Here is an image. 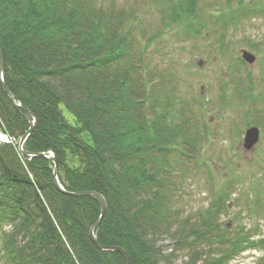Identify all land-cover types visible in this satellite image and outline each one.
Returning <instances> with one entry per match:
<instances>
[{
    "label": "trees",
    "instance_id": "trees-1",
    "mask_svg": "<svg viewBox=\"0 0 264 264\" xmlns=\"http://www.w3.org/2000/svg\"><path fill=\"white\" fill-rule=\"evenodd\" d=\"M191 2L164 6L161 18L175 23ZM136 13L99 0H0L3 81L37 120L22 146L33 155L23 156L27 113L0 86V131L10 139L0 143V264H126L89 239L97 202L59 192L53 163L36 153L56 157L67 192L103 196L100 245L125 250L131 264H163L158 238L176 218L171 154H180L177 146L191 152L197 141L184 118L175 121L174 89L147 70L149 57L143 62L150 41L140 44ZM211 215L180 232L219 248L228 237ZM219 261L207 255L205 264Z\"/></svg>",
    "mask_w": 264,
    "mask_h": 264
},
{
    "label": "rangeland",
    "instance_id": "rangeland-1",
    "mask_svg": "<svg viewBox=\"0 0 264 264\" xmlns=\"http://www.w3.org/2000/svg\"><path fill=\"white\" fill-rule=\"evenodd\" d=\"M99 1L136 9L140 44L150 41L143 62L149 57L147 70L174 89L175 121L184 118V131L197 141L189 143L193 151L177 146L180 154H171L176 218L158 238L163 264H205L207 255L218 264H264V0H192L175 23L161 12L177 0ZM242 50L255 61L245 62ZM63 113L74 123L64 107ZM250 127L259 139L247 151L242 143ZM209 210L229 238L219 248L180 232Z\"/></svg>",
    "mask_w": 264,
    "mask_h": 264
},
{
    "label": "water",
    "instance_id": "water-1",
    "mask_svg": "<svg viewBox=\"0 0 264 264\" xmlns=\"http://www.w3.org/2000/svg\"><path fill=\"white\" fill-rule=\"evenodd\" d=\"M242 58L248 62V63H253L255 60L254 55H252L250 52L243 50L242 51ZM0 86L1 88L6 92L8 98L11 100V103L15 106V107H20L22 109H24V111L27 114H24V117L28 123V130L26 131V133L20 138L19 143H18V148L21 151L23 156H28V155H33V154H29L26 151H23V143L25 142V140L27 139V137L31 134V132L33 131L35 125H36V118L33 114L29 113L27 108L24 107L20 102H16L15 98L13 97V95L10 93V91L7 89V87L5 86V83L3 81V74H2V51L0 49ZM258 137H259V133H258V129L256 127H250L248 129H246L245 134H244V138H243V143L242 146L245 150L247 151H251L253 146L255 145V143L258 141ZM34 155L37 156H42L45 159L51 161L54 165L53 167V185L54 187L61 193L63 194H69V195H73V196H84V195H88L90 196L93 200H95L99 206V217L98 219L90 226L89 231H88V235H89V239L91 240V242L99 249L104 250V251H117L119 253L122 254L126 264H131L130 263V258L128 256V254L126 253L125 250L119 248V247H115V246H103L100 245L95 237L94 234V229L95 227L100 223V221L102 220L105 212H106V202L103 198V196L95 191H78V192H67L61 185V183L59 182L58 179V171H57V167H58V163H57V159L56 157L52 154H46V153H36Z\"/></svg>",
    "mask_w": 264,
    "mask_h": 264
},
{
    "label": "bare ground",
    "instance_id": "bare-ground-1",
    "mask_svg": "<svg viewBox=\"0 0 264 264\" xmlns=\"http://www.w3.org/2000/svg\"><path fill=\"white\" fill-rule=\"evenodd\" d=\"M4 135L3 134H0V141L4 140Z\"/></svg>",
    "mask_w": 264,
    "mask_h": 264
}]
</instances>
